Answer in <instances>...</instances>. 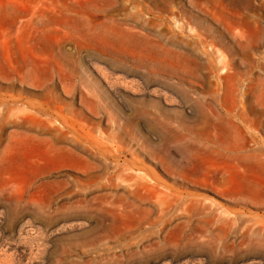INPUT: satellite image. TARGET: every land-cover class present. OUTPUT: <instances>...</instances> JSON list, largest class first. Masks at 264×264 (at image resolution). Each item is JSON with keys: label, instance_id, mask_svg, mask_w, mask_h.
Instances as JSON below:
<instances>
[{"label": "rangeland", "instance_id": "374dc122", "mask_svg": "<svg viewBox=\"0 0 264 264\" xmlns=\"http://www.w3.org/2000/svg\"><path fill=\"white\" fill-rule=\"evenodd\" d=\"M233 212L264 220V0H0V264H264Z\"/></svg>", "mask_w": 264, "mask_h": 264}, {"label": "bare ground", "instance_id": "6f19581e", "mask_svg": "<svg viewBox=\"0 0 264 264\" xmlns=\"http://www.w3.org/2000/svg\"><path fill=\"white\" fill-rule=\"evenodd\" d=\"M51 115H49V117H51ZM58 115H59V119L61 118V120L65 123V125L69 129V131H67V134L71 135V136H68V139L71 142L76 143L78 141H81V139L83 138L89 139L91 137L92 140L96 142V145L99 146V143L98 141H96L95 137H93L92 135L90 136V134L86 135V134L81 133V130L77 129L75 125L73 124V122H70L69 120L65 119L61 113H59ZM194 160H198V159L195 158ZM203 162H205L204 159L198 160L199 164ZM137 187L139 186L137 185ZM140 188L146 191L147 196H148L147 199H150L152 201L153 209H155L157 213L159 214V219H161L160 220L161 222H164L167 215H169L172 211H178L177 216L181 219V218H185L186 216H188V214L191 215L192 210H194V212L196 211L199 212V214H197L198 220L197 222L192 221L191 223L192 226L190 225V223H184L185 225L183 226V231L185 233L188 231L193 232L196 228H200V227L203 229H206L210 224H215L212 219L210 220L211 211L209 210V206H207L206 203L200 202L197 198L193 197V195L191 194L170 192V193H165L162 195V192L157 191L154 186L141 185ZM232 214H233V217L228 216V215H227L228 216L227 218L223 217V219H221L222 218L221 217L218 220V222H220V225L217 224L216 228H221V229L223 228L225 232L228 231L229 229L233 230L235 228H240L241 231L243 232L242 235L245 236L246 239L248 238V243L244 251L246 255L247 253H252L255 255L259 253L261 254L262 249H261L260 242H261V238L262 237L264 238V220H261V221L253 220L252 223L249 224L250 221L248 222V220L242 218V215H243L242 212H233ZM82 215L83 214H80L79 217H82ZM139 225L140 227L142 226V224H139ZM149 225H151L150 227H153V222L149 223ZM242 247H239V248H241L242 250ZM263 247L264 245L262 246V248ZM130 249L131 248H128L127 251L129 252Z\"/></svg>", "mask_w": 264, "mask_h": 264}]
</instances>
